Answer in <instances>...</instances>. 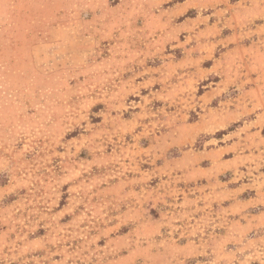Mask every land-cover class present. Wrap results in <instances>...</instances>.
Segmentation results:
<instances>
[{"label":"rangeland","instance_id":"rangeland-1","mask_svg":"<svg viewBox=\"0 0 264 264\" xmlns=\"http://www.w3.org/2000/svg\"><path fill=\"white\" fill-rule=\"evenodd\" d=\"M0 264H264V0H0Z\"/></svg>","mask_w":264,"mask_h":264}]
</instances>
